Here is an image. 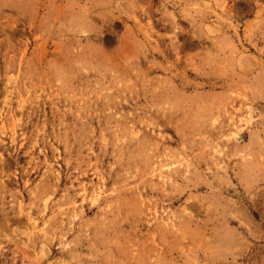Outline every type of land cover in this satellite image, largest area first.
<instances>
[{"label":"rangeland","instance_id":"obj_1","mask_svg":"<svg viewBox=\"0 0 264 264\" xmlns=\"http://www.w3.org/2000/svg\"><path fill=\"white\" fill-rule=\"evenodd\" d=\"M0 264H264V0H0Z\"/></svg>","mask_w":264,"mask_h":264}]
</instances>
